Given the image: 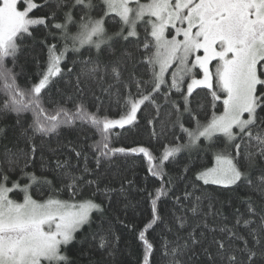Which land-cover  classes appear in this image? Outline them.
Returning a JSON list of instances; mask_svg holds the SVG:
<instances>
[{
  "label": "snow or ice",
  "instance_id": "6c2138e0",
  "mask_svg": "<svg viewBox=\"0 0 264 264\" xmlns=\"http://www.w3.org/2000/svg\"><path fill=\"white\" fill-rule=\"evenodd\" d=\"M0 118V264H264V0H0Z\"/></svg>",
  "mask_w": 264,
  "mask_h": 264
},
{
  "label": "trees",
  "instance_id": "16d2710c",
  "mask_svg": "<svg viewBox=\"0 0 264 264\" xmlns=\"http://www.w3.org/2000/svg\"><path fill=\"white\" fill-rule=\"evenodd\" d=\"M48 11V9H44L43 11H37V15H41L44 14V12ZM29 61V67L26 69V73L28 75H31L35 69L33 66H31L30 63V57L27 58ZM25 63V59L22 58L21 59V64ZM26 80V76H21L20 78V83L23 85L25 83ZM60 87H63V85H59ZM46 100L48 99H53V100H59L60 97L58 95H56L55 92H53L52 94H50V97H46ZM152 113V109L151 107H148L146 109H144L143 114L140 118V123L139 126L137 128L132 129L130 132L125 133L124 136H122L119 141L117 142V146L121 145V144H131L133 143V141L136 142H143V143H147L148 139H149V129L147 127V120L150 117V114ZM2 119V118H0ZM7 124L9 126L14 124V120L13 119H9L7 121ZM26 126V125H25ZM88 134L91 135V131H88ZM19 135V129L15 130V131H10L8 134V137L6 140L0 139V159L3 158V153H4V146L7 145L8 147H12L13 145L17 144V140H16V136ZM79 135V132L77 131H68V130H64L61 132L59 139H57L56 136H53L51 138H47L44 141H37L38 144H43L44 147V155L45 157H51V150L52 149H57L59 148V146L63 143H65L67 140H75L77 138V136ZM171 139V136L168 137V140ZM166 142L164 140V138H162V143ZM19 146L23 147V141L19 142ZM154 150L159 151L162 148V144H154L153 145ZM67 154V153H66ZM63 158V157H62ZM187 161V155L183 154L179 157L178 161L175 162L174 164L169 166V173L172 176H176L179 174V172L182 170L185 162ZM141 161L137 160L135 162V166H136V170L138 172V174L142 177L145 175V171L144 169L140 166L141 165ZM129 166L131 167L132 164L130 162ZM36 169L39 172V165H36ZM255 175H259V173H256ZM15 178V177H13ZM111 179L115 180L117 183L119 181V177H111ZM192 177H189V180L186 181V183H191ZM184 184L181 183L179 188L180 191L183 190ZM180 191L177 192V194H180ZM39 193L37 192V195ZM208 194L210 197H215L217 204L216 206L219 207V201H224L227 198V194H220V193H214L212 192V186L208 187ZM237 194L239 195H243L244 191L243 190H237ZM19 198V197H18ZM257 202L260 203L259 197H255ZM168 207H170V205H168ZM225 214H227V209H225ZM198 220L193 221V223H198ZM212 224H222L224 221L221 219H215V220H211L209 221ZM95 229V225L93 226V229H88L85 228L83 230V232L81 233L80 238H82L83 236L87 235L90 231ZM118 234H120L122 236L120 245H119V249L120 251L118 252L117 255V260H118V264H138V257H139V251H138V246L135 242V240L133 239L132 235L124 230H122L120 228L119 225L116 226L115 229ZM89 247L88 244H83L80 245L78 244L76 247ZM69 255L72 256L74 259L76 258V255H78V253L74 250L69 252ZM81 264H84V262H81Z\"/></svg>",
  "mask_w": 264,
  "mask_h": 264
}]
</instances>
